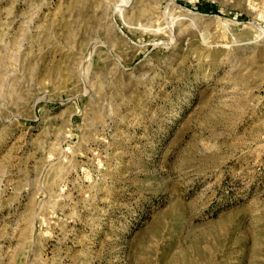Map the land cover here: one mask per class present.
Masks as SVG:
<instances>
[{
  "label": "rangeland",
  "instance_id": "374dc122",
  "mask_svg": "<svg viewBox=\"0 0 264 264\" xmlns=\"http://www.w3.org/2000/svg\"><path fill=\"white\" fill-rule=\"evenodd\" d=\"M0 264H264V0H0Z\"/></svg>",
  "mask_w": 264,
  "mask_h": 264
},
{
  "label": "bare ground",
  "instance_id": "6f19581e",
  "mask_svg": "<svg viewBox=\"0 0 264 264\" xmlns=\"http://www.w3.org/2000/svg\"><path fill=\"white\" fill-rule=\"evenodd\" d=\"M263 30V29H262Z\"/></svg>",
  "mask_w": 264,
  "mask_h": 264
}]
</instances>
